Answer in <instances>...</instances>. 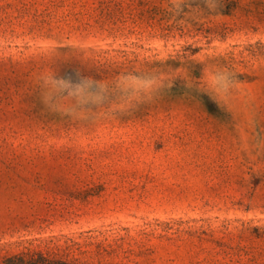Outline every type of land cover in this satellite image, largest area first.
I'll return each instance as SVG.
<instances>
[{
    "label": "rangeland",
    "instance_id": "rangeland-1",
    "mask_svg": "<svg viewBox=\"0 0 264 264\" xmlns=\"http://www.w3.org/2000/svg\"><path fill=\"white\" fill-rule=\"evenodd\" d=\"M33 251L264 264V0H0V263Z\"/></svg>",
    "mask_w": 264,
    "mask_h": 264
},
{
    "label": "trees",
    "instance_id": "trees-1",
    "mask_svg": "<svg viewBox=\"0 0 264 264\" xmlns=\"http://www.w3.org/2000/svg\"><path fill=\"white\" fill-rule=\"evenodd\" d=\"M76 243L67 246V249L74 247ZM0 264H73L66 258L58 254L33 251L31 253H21L5 258Z\"/></svg>",
    "mask_w": 264,
    "mask_h": 264
},
{
    "label": "clouds",
    "instance_id": "clouds-1",
    "mask_svg": "<svg viewBox=\"0 0 264 264\" xmlns=\"http://www.w3.org/2000/svg\"><path fill=\"white\" fill-rule=\"evenodd\" d=\"M71 87H72V85L63 79L52 81L51 82V90L43 97V103H45L47 105L49 103L55 102L57 99V94L60 91L65 90V89H69ZM76 91L77 92L81 91L79 86L76 87Z\"/></svg>",
    "mask_w": 264,
    "mask_h": 264
}]
</instances>
